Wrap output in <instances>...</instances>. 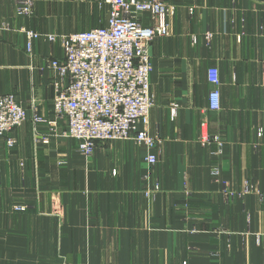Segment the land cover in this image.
I'll return each mask as SVG.
<instances>
[{"label":"crops","instance_id":"1","mask_svg":"<svg viewBox=\"0 0 264 264\" xmlns=\"http://www.w3.org/2000/svg\"><path fill=\"white\" fill-rule=\"evenodd\" d=\"M168 1L170 33L151 44L150 128L162 145L150 166L144 146L101 141L85 161L60 135L48 62L63 50L42 36L28 52L24 29L82 26L69 27L64 6L40 0L20 17L17 0H0V93L27 112L14 146L0 137V264H264V0Z\"/></svg>","mask_w":264,"mask_h":264},{"label":"built area","instance_id":"2","mask_svg":"<svg viewBox=\"0 0 264 264\" xmlns=\"http://www.w3.org/2000/svg\"><path fill=\"white\" fill-rule=\"evenodd\" d=\"M37 0H19L17 15L29 17ZM175 6L168 0H109L107 23L94 29L68 35L42 34L24 29L26 49L31 52L34 42L44 36L58 42L62 57H54L48 66L54 72L52 79L53 111L57 119L65 121L61 136L75 140L84 157H90L101 141L132 137L148 150L146 159L151 165L158 161L160 138L148 129L150 112L154 105L151 90L153 63L152 41L170 33L169 17ZM143 15L151 25L143 24ZM212 34H206L210 42ZM212 84L209 92L211 110L221 109V77L217 67L208 70ZM178 104L171 106V118L177 115ZM27 120V112L13 94H0V137H7L9 146L16 141L9 136ZM36 121H41L36 116ZM57 125V121H50ZM139 124L141 127H139ZM204 145L217 144L220 137L205 133ZM44 143L48 139H43ZM251 189L247 185L242 197ZM229 196H236L230 193ZM25 210L24 206H17Z\"/></svg>","mask_w":264,"mask_h":264},{"label":"rangeland","instance_id":"3","mask_svg":"<svg viewBox=\"0 0 264 264\" xmlns=\"http://www.w3.org/2000/svg\"><path fill=\"white\" fill-rule=\"evenodd\" d=\"M18 1L19 0H17V2ZM43 1H44V2H42L43 4H47V3L49 4L50 3L51 5L56 7L53 10H59L60 13H62L61 9L64 6V8H63L64 12L69 15V19L67 21L69 24V27H73L75 24H77V26H79V27L82 26V28L77 27L78 28L77 30H73L74 29L73 28V29H71L72 31H70V32H64V33L52 32V33H49V34H54L57 36L68 35L71 33L86 31L89 29H94V28H97L99 26H102V24H104L105 21L107 22V18L109 15V0H48V1L43 0ZM39 3H40V0H37L36 5L34 7V16L36 15L35 10H36V7L38 6ZM17 6H18V3H17ZM16 11H17V8H16ZM63 15H65V14H63ZM6 94H8V93H6ZM9 94H13V93H9ZM139 127H141L140 124H139ZM150 127H151V122L148 120V129L152 133L153 131L151 130ZM12 133H13V131L10 133L9 136H11ZM152 134L155 135L156 137H158L157 133L153 132ZM60 135H61V133H60ZM135 136H136V133L133 132L132 137L129 139L110 140V141H106V143L110 144V143H116V142H126V143H130L131 146H135V147H143L144 146L145 147V145H143V144H141L135 140ZM159 145H160L159 146V149H160V147L162 145V140H160ZM145 150H146V156H147L148 150L146 147H145ZM94 153H95V151H94ZM80 155L82 156V154H80ZM83 158L85 159V161H87V160H89L90 157H83ZM145 161L147 162L146 157H145ZM158 161H157V163H158ZM157 163H155L154 165H151V164H149V165L155 166V165H157ZM159 188L160 187L157 185L153 189H147L145 191V194L147 196H149L152 193H154L155 191L159 190Z\"/></svg>","mask_w":264,"mask_h":264}]
</instances>
